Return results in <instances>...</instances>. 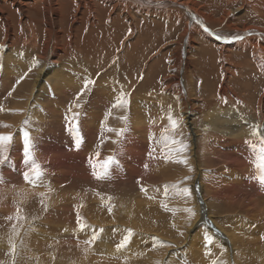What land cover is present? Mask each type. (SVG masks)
<instances>
[{"label":"rangeland","instance_id":"rangeland-1","mask_svg":"<svg viewBox=\"0 0 264 264\" xmlns=\"http://www.w3.org/2000/svg\"><path fill=\"white\" fill-rule=\"evenodd\" d=\"M141 1L119 0L124 10L116 12L118 3L96 0V22H78L69 54L43 72L38 51L46 38L42 5L32 1L28 18L1 6L21 39L10 51L0 48V69L11 74L0 90V134L13 136L0 163V264H12L10 238L15 264H264V190L252 179L257 154L243 146L252 145L249 117H259L260 96L251 91L243 97V80H249L248 90H264V73L256 63L264 67V57L254 55L257 42H264V3ZM66 8L64 13L70 11ZM79 12L73 18L79 19ZM5 31L0 23V45ZM69 42H61L62 52ZM228 42L246 48L225 55L219 46ZM87 79L95 83L80 96L81 106L73 108L80 113L77 149L64 116ZM226 84L241 94L239 101L222 99ZM121 93L128 107L113 108ZM125 116L126 122L120 119ZM169 116L178 124L175 131ZM106 128L126 131L117 137ZM23 131L30 133L43 170L36 185L23 178L28 170ZM173 138L186 150L175 151L179 145L170 143ZM232 143L240 148L229 151ZM210 146L220 151L211 154ZM108 157L115 160L110 178L97 180L89 158L101 171ZM172 185L188 188L191 195L177 194ZM186 208L196 213L191 220ZM77 214L86 225L83 231ZM129 230L130 242L117 251ZM93 231L99 239L86 243ZM205 234L213 241L207 246Z\"/></svg>","mask_w":264,"mask_h":264},{"label":"bare ground","instance_id":"bare-ground-1","mask_svg":"<svg viewBox=\"0 0 264 264\" xmlns=\"http://www.w3.org/2000/svg\"><path fill=\"white\" fill-rule=\"evenodd\" d=\"M32 1H34V0H0V16L2 17L0 20L2 22H0V23H4V27L6 29L5 40L0 45V48L2 50L5 49L6 51H10L14 46H16L19 43L21 36H17V29L18 28L16 29L17 26H16L15 22L13 21L12 18H10V16L7 17V13H9V12L4 11L1 8V6L3 4H5L7 6H11L10 10L15 9V10L19 11L20 14L23 15L24 18H28L27 8ZM38 1L42 5V10L40 12L44 15V21H45V25H46V31H45V35H46L45 37L46 38H44V44L42 47L38 48L39 54L41 55V57L44 61V66L41 65V67H42L41 72H43V69L49 70L50 68L52 69V68L56 67L57 66L56 61L62 57V54L64 55V57H66V55L69 54V52L72 49V46L74 44V41L76 40V37H77L78 28H76V25L78 22H86L90 19L92 20L93 23L96 22V20H97L96 7L98 5L95 4L96 0H38ZM99 1H101L102 3H105V4L118 3L117 8H115L116 12H120V11L124 10V5L122 4V2H125V1H129L132 3L139 2L141 5L143 4V1H141V0H122V2H119V0H99ZM257 2L260 4H263L264 0H258ZM68 6L70 7V9H69L70 11L68 13H64L63 12L64 9ZM66 9H68V8H66ZM78 9H80V12L78 14H80L81 17L79 19L73 18L74 12L78 11ZM183 9L186 10V8H183ZM188 13H189V16L191 15L192 18L195 17L194 14H191L190 12H188ZM69 18H71L70 24L67 23V20ZM114 22H115V19H111L110 24L112 25ZM64 24L67 25L68 29H65V30L62 29L61 30L60 28H61V26H64ZM21 25H23L22 22H21ZM33 25H38V22L33 21ZM202 27L204 28V26H202ZM36 30H38V28H34V32L37 34ZM74 32H75V34H74ZM62 33H68V34L66 36H62ZM247 33H249V32H247ZM247 33L245 32V35ZM241 35H242L241 33L237 34L236 39L237 38L240 39ZM259 37H262V36H259ZM208 38L210 40H213L211 37H208ZM64 39H68V40H70V42L67 45L68 50L66 49L64 52H62L61 42ZM253 39L254 38H251V39L248 38L246 40V42L253 44L254 43ZM123 43H124V41L118 42V45L120 48L124 47ZM257 43H258V45L254 46V47H257L254 55H259L260 57H264V51H263L264 50V42H262V43L257 42ZM50 47H51V50L49 49ZM219 47H221V50L225 55H227L229 53L232 54L233 52H235L237 50H241V49L245 50V48H246V46L243 48V46L239 43L231 44L229 42L227 44H223V46L220 45ZM231 54H229V55H231ZM242 55L243 54H239V56H242ZM228 62L231 64H234V62L232 60H228ZM256 63L258 65L260 71L264 73V67L261 66L260 64H258V62H256ZM242 69L243 68H239L237 72L240 73ZM1 70H2V73H0V90L3 86V84L5 83V81L8 79L9 75H11V74L7 73L5 70L0 69V71ZM226 71L228 72L230 70L227 69ZM243 81H244L243 87L245 88V89H243L244 90L243 97L246 94H249L251 91H252V93H257L260 95L257 102H256V105H257V112L259 113V117L261 119H259V117L255 116V115H251L249 117V120H251V122H252V132H253V130H256L258 133L257 135L251 134V138L249 140H251L250 142L252 143V145L255 144V145L259 146L261 137L264 136V125H263V123H264V90L263 89H261L260 91L259 90H248V86L250 84L249 80H247V81L243 80ZM240 87L242 88V84ZM237 93H238V91L229 87L228 84L223 85L220 89V95H221L222 99L235 98L237 100V97H239L241 95V94L237 95ZM239 98H241V96ZM249 98H252V97L249 96ZM235 99L228 100V102H231V101L234 102V101H236ZM237 101H239V100H237ZM232 110H233L232 108H229V111H232ZM239 114L242 115L244 113L239 111ZM257 121H261V123L257 124ZM244 132H245L244 135L247 136V133L249 132L248 128ZM223 135H228V133H224ZM230 135L232 137V134H230ZM238 138H242V136L236 137L234 142H238L237 141ZM217 140L218 139H215L214 141H217ZM245 140H247V139H245ZM227 145H228L229 151H233L234 149L240 148L238 143L236 145H234V143H232V145H230V144H227ZM243 146L246 149L247 148L252 149V147L250 145H249V147H246L245 144ZM22 147H23V145L21 146V148ZM13 148H14V145H13ZM206 150L208 152H210L211 154H216L220 151V150L217 151L218 150L217 146H210V147L206 148ZM219 163H222V162L219 161ZM218 234L221 235V240L223 242H225L227 238L224 237L222 235V233H220L219 230H218L217 235Z\"/></svg>","mask_w":264,"mask_h":264},{"label":"snow or ice","instance_id":"snow-or-ice-1","mask_svg":"<svg viewBox=\"0 0 264 264\" xmlns=\"http://www.w3.org/2000/svg\"><path fill=\"white\" fill-rule=\"evenodd\" d=\"M94 83H95V81L91 80V79H87L84 82L82 91L76 97L77 102H75L73 105H70L69 108L67 109V113H69L70 115L66 114L64 116V120H65L66 125H67V130L70 133H73L75 136V145H76L77 149H79V147L82 143V137L80 136L79 124H78L80 113L74 112L73 108H79L81 106L80 103L78 102L80 96L84 94V91L89 90V86L93 85ZM128 104H129V101H128V99H126L125 94L121 93L116 98L115 103L112 104V107L113 108H120V107L127 108ZM0 111H3V109L0 108ZM107 115H111V113L108 112ZM106 119H107V116L105 118V123H106ZM120 119L122 121L126 122L127 117L126 116L121 117ZM168 119H169V122L171 124L172 130L175 131L176 128L178 127L177 122L175 120H173L171 116H169ZM3 126L8 127L7 125H3ZM103 127H104V124H102V128ZM105 130H107L109 132L114 131L117 137H122L124 132L126 131L125 128H121V129L106 128ZM257 134H258L257 131L253 130L252 135H257ZM168 139L169 138L165 137L166 144L168 142ZM12 141H13L12 135L0 134V163H2L4 160L7 159V156L5 153L7 151L8 146L12 143ZM22 141H23V157H24L23 163L28 168V170L23 173V178L26 182L31 183L33 185H36V183L38 181H40L42 176H43V170L41 169L40 165L35 160V153H34L35 145L33 144L32 138H31L30 133L28 131H23ZM170 143L173 145H179V147L175 149V151H177V152H183L187 148V145L183 144L181 141L175 140L174 138L170 140ZM251 147H252L254 153L257 154L256 159L254 161L256 175H254L252 177V179L257 181L261 190H264V136L261 137L259 146L253 144V145H251ZM96 155L98 156L99 153L97 152ZM149 155L151 156V153H149ZM165 159H171V157L166 156ZM174 162L187 164V160H174ZM88 163L92 167V175L97 180H102V179L110 178L109 169L115 163V160L113 157H108L105 160L104 164L102 165L101 171L96 170L97 166L93 163V160L91 158H89ZM147 167H148V165L146 164L145 168H147ZM189 170H191V169H189ZM0 182H3L2 177H0ZM138 183H139V181H138ZM172 188L177 190V194L182 195L184 197H189L191 195L188 188L178 189L177 185H172ZM141 191H146V190L141 188ZM162 207H164V209L166 211H169L166 204H163ZM108 210H109V212H111V207H109ZM184 211L188 214L189 220H191L192 217H194L196 214L192 208H186V209H184ZM11 218L12 217H8V219H11ZM18 219H22V217H18ZM77 223L79 225L80 230L83 231L85 229L86 225L81 223V218L79 217V214H77ZM100 231L102 232L103 229H101ZM132 235H133V233L131 232V230H129L127 235H125L123 240L117 245V251H120L122 248L127 246V244L130 242ZM181 235H183V233H181ZM261 238L264 239V237H261ZM97 239H99V234L96 231H93L91 236H90V241H86V243H88V242L94 243ZM204 240H205L206 246L213 242L212 237L207 235V234H205ZM9 244H10V248H11L10 255L12 256V264H15L16 245H15V243L12 242L11 238L9 239ZM167 247H172V245H167ZM212 264H217V261L213 260ZM221 264H223V262H221Z\"/></svg>","mask_w":264,"mask_h":264},{"label":"water","instance_id":"water-1","mask_svg":"<svg viewBox=\"0 0 264 264\" xmlns=\"http://www.w3.org/2000/svg\"><path fill=\"white\" fill-rule=\"evenodd\" d=\"M164 4H166V5H175V4H173V3H169V2H165ZM188 10V9H187ZM187 14L189 15V13H188V11H187Z\"/></svg>","mask_w":264,"mask_h":264}]
</instances>
